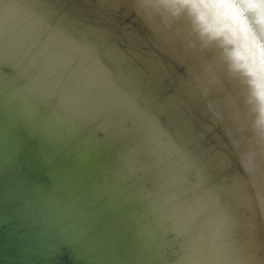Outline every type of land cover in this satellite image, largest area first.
Segmentation results:
<instances>
[{"label":"water","instance_id":"water-1","mask_svg":"<svg viewBox=\"0 0 264 264\" xmlns=\"http://www.w3.org/2000/svg\"><path fill=\"white\" fill-rule=\"evenodd\" d=\"M246 91L149 0H0V264H264Z\"/></svg>","mask_w":264,"mask_h":264},{"label":"clouds","instance_id":"clouds-1","mask_svg":"<svg viewBox=\"0 0 264 264\" xmlns=\"http://www.w3.org/2000/svg\"><path fill=\"white\" fill-rule=\"evenodd\" d=\"M164 18L186 16L203 47L214 46L246 87L253 128L264 138V0H149Z\"/></svg>","mask_w":264,"mask_h":264}]
</instances>
